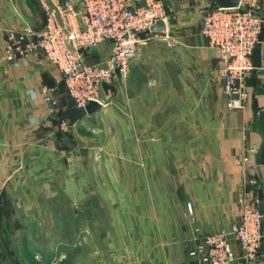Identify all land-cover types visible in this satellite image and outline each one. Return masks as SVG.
Wrapping results in <instances>:
<instances>
[{
	"label": "crops",
	"instance_id": "obj_1",
	"mask_svg": "<svg viewBox=\"0 0 264 264\" xmlns=\"http://www.w3.org/2000/svg\"><path fill=\"white\" fill-rule=\"evenodd\" d=\"M258 1L264 20V0ZM214 2L164 0L170 13L167 32L179 44L164 60L159 77L154 80L149 72L140 91L129 97L146 104H132L129 110L104 106L97 113L115 123L111 143L134 142L135 137L137 147L141 144L146 150L99 153L92 140L89 145L80 142L82 150H75L79 139L74 126L82 122L62 131L47 114L42 86L57 87L60 110L68 99L55 67L33 57L4 59L6 31L26 25L41 28L38 1L0 0V229L21 223L14 217L17 208L26 211L34 201L37 213L48 193L50 203H56L58 194L65 192L77 203V209H68L66 223L74 225L75 214H81L78 220L86 227L56 238L81 241L80 256L67 253L71 257L63 264H198L189 251L200 236L227 230L239 221L236 201L241 190L253 189L264 213V148L262 164L254 173H248V164L242 161L244 157L255 161L264 141V22L261 67L246 79L247 107L228 111L218 55L201 33L202 17ZM101 54L102 47L93 48L86 59L95 63ZM147 64L135 56L131 71ZM160 77L166 86H160ZM119 82L116 77L112 83ZM67 135L73 148L63 137ZM252 145L255 153L248 151ZM96 158L99 164L92 165ZM249 179L253 185L247 184ZM25 193L32 196L29 201ZM186 203L193 205L195 227L188 223ZM8 211L14 215L5 217ZM31 217L35 224L42 223L40 215ZM233 245L235 264H264V258L245 261ZM27 250L30 260L21 251L20 264H39Z\"/></svg>",
	"mask_w": 264,
	"mask_h": 264
},
{
	"label": "built area",
	"instance_id": "obj_2",
	"mask_svg": "<svg viewBox=\"0 0 264 264\" xmlns=\"http://www.w3.org/2000/svg\"><path fill=\"white\" fill-rule=\"evenodd\" d=\"M43 14L41 28L30 25L5 33L4 59L18 62L33 57L57 69L65 87L78 107L100 100L101 88L114 78L126 79L131 62L144 39L153 36L167 48L179 44L168 32L142 36L156 20L166 25L170 18L164 0H37ZM263 16L258 0H238L232 9H209L202 17L201 33L219 58L218 75L228 111H243L248 104L246 79L254 70L252 52L260 43ZM101 48L98 61L89 63L87 51ZM105 49V52L103 51ZM57 87L42 86L40 95L46 112L56 118L60 111ZM66 128L64 124L59 125ZM256 152L254 145L248 148ZM247 172L254 173V160L243 158ZM249 179L247 184L253 185ZM239 221L229 229L200 236L189 251L198 264H235L238 256L255 261L264 258V213L260 214V198L253 189L241 190L237 196ZM188 223L195 227L196 217L191 203H186ZM193 231L199 234L197 228Z\"/></svg>",
	"mask_w": 264,
	"mask_h": 264
},
{
	"label": "rangeland",
	"instance_id": "obj_3",
	"mask_svg": "<svg viewBox=\"0 0 264 264\" xmlns=\"http://www.w3.org/2000/svg\"><path fill=\"white\" fill-rule=\"evenodd\" d=\"M174 47L167 48L162 41L151 36L148 39H144L143 43L140 44L136 57L138 56L143 61L148 63L147 67L150 69L149 72L152 73L151 76H153L154 79L157 75L159 77V73H161L159 70L162 71L163 62L169 56V54L175 50ZM129 77L126 79L119 77L121 82L116 85L112 83L113 80L105 84V87L100 93V100L105 104L104 106L112 108H115V106H124L129 110L132 107V104L135 106L146 104V101L141 102L137 101L136 99L131 100V98L127 97L126 90L128 91L129 89V91H133V87L129 85ZM160 80V86H166V81L163 80V77H160ZM144 86L146 88L148 83H146ZM110 87L112 89L108 90ZM105 91H107L106 94L104 93ZM64 95V97L67 98L66 93ZM126 116L128 119H130V114L125 115V117ZM74 127L78 133L76 138L79 139L77 140V143L75 142V150H82L80 142L87 141L86 145H89L88 141L91 140L98 144V149L95 150L96 152L99 151V153L104 152V150H107L108 152L115 151L116 148L128 153L135 151L144 152L146 150V147H142L141 144H139L137 147L136 143L138 141L134 135V142L131 140L126 141L124 139L122 144L111 143L113 142V132L116 130L115 123L113 121H109L108 117H105L104 115L102 116L101 113H96L95 115L85 118L81 124ZM61 130L66 131L67 129L61 128ZM110 133L112 135H110ZM63 137L69 138L68 135ZM67 140L71 142V146L73 148L74 145L71 139L69 138ZM93 150L94 148L91 149V151ZM98 159L99 158L92 159L91 164L98 165L100 162ZM126 162L130 163V160ZM102 163H104V160H102L101 166ZM60 168L63 169V166L61 165ZM50 195L51 193H48L47 198H45L42 203L39 202V204L42 205V208L40 211H37V213L33 206L34 201H32V207L26 211L22 210V208H17L14 217L19 219L21 223L2 225L0 229V264H20L19 253L22 251V254L24 255V240L26 242V248L28 247L29 251H31L32 257L34 260L38 261L39 264H63L64 261H67V259L71 257H67V253H73V258L80 256L82 248L77 246L79 245L78 243L81 242L80 240L56 239L63 233L67 235V233H71L74 230H78L77 232H80L82 228L86 227L85 224L78 220L79 218H82L79 217L81 214H75L76 223L74 225L66 223L69 216L68 212L70 211L68 209H70V207L72 209H77V203L69 201V198L65 192H60L58 194V200L55 201L56 203H50ZM20 196L22 197L23 193ZM28 196L29 195L25 193V197L29 201L32 196ZM11 215H14V213L8 211L4 216L8 218ZM31 215H40L42 217V223L35 224ZM51 218L54 219L53 222L50 221ZM56 232L57 234H53ZM53 251L55 254H50V252L52 253ZM61 252L64 254L63 257L59 255ZM60 259L62 261H60Z\"/></svg>",
	"mask_w": 264,
	"mask_h": 264
},
{
	"label": "water",
	"instance_id": "obj_4",
	"mask_svg": "<svg viewBox=\"0 0 264 264\" xmlns=\"http://www.w3.org/2000/svg\"><path fill=\"white\" fill-rule=\"evenodd\" d=\"M238 6V0H215L213 4V8L218 9H232ZM168 31L166 23L162 20H156L153 25H151L145 32L142 33V36L149 37L153 34H161L166 33ZM252 58V66L254 70L259 69L261 67V43H258L251 55ZM103 106L96 102L90 101L84 107H78L74 100L69 97L64 105V107L60 110V114L56 119L57 125L64 124L66 127H72L77 123L82 122L85 118L96 114L102 110ZM264 148V141L260 145L257 153L255 155V164L260 166L262 164V154ZM260 214H263L262 211V202H260L259 207Z\"/></svg>",
	"mask_w": 264,
	"mask_h": 264
},
{
	"label": "trees",
	"instance_id": "obj_5",
	"mask_svg": "<svg viewBox=\"0 0 264 264\" xmlns=\"http://www.w3.org/2000/svg\"><path fill=\"white\" fill-rule=\"evenodd\" d=\"M261 37H262V33L260 34V41H261ZM149 70L150 69L147 66H144V65H138V66H135L132 69L129 78H130V82H131L130 85H132L134 91H129L128 90L127 91L128 92V97H132L135 93L140 91V89L142 88V85L147 80V74L149 73ZM59 114H60V111L58 113V116H59ZM57 117L54 120V125H57V123H56ZM57 126H59V125H57ZM23 251H24V254H25V258L27 260H30L29 254L27 253L25 240L23 242Z\"/></svg>",
	"mask_w": 264,
	"mask_h": 264
}]
</instances>
